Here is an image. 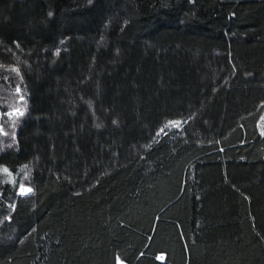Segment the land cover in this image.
Segmentation results:
<instances>
[{"label": "trees", "instance_id": "1", "mask_svg": "<svg viewBox=\"0 0 264 264\" xmlns=\"http://www.w3.org/2000/svg\"><path fill=\"white\" fill-rule=\"evenodd\" d=\"M263 116L264 0H0V264H264Z\"/></svg>", "mask_w": 264, "mask_h": 264}, {"label": "rangeland", "instance_id": "2", "mask_svg": "<svg viewBox=\"0 0 264 264\" xmlns=\"http://www.w3.org/2000/svg\"><path fill=\"white\" fill-rule=\"evenodd\" d=\"M261 124H262L263 127H264V116H263V118H262ZM30 193H31V190H30V188L27 187V186H26V187H23V188L21 189V194L24 195V196L29 195ZM158 259H159L160 261H163V260H164V255H160V256L158 257Z\"/></svg>", "mask_w": 264, "mask_h": 264}, {"label": "snow or ice", "instance_id": "3", "mask_svg": "<svg viewBox=\"0 0 264 264\" xmlns=\"http://www.w3.org/2000/svg\"><path fill=\"white\" fill-rule=\"evenodd\" d=\"M5 171H7V170H5Z\"/></svg>", "mask_w": 264, "mask_h": 264}]
</instances>
